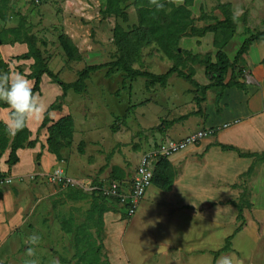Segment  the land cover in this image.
Returning a JSON list of instances; mask_svg holds the SVG:
<instances>
[{
	"label": "crops",
	"instance_id": "0c3cea01",
	"mask_svg": "<svg viewBox=\"0 0 264 264\" xmlns=\"http://www.w3.org/2000/svg\"><path fill=\"white\" fill-rule=\"evenodd\" d=\"M201 1L203 0H194L189 7L191 17L195 19L194 24L197 27H202L209 23V20H197L201 12ZM217 1L231 4L232 12L237 17L245 14L248 26L258 30L263 29L264 0ZM12 3L14 11L25 16L29 25V18L32 19L33 17L32 8L35 5L32 0H12ZM72 4H76L75 0H72ZM39 5L42 6L41 3L37 4V6ZM195 6L197 11L199 10L198 13L194 9ZM34 9L37 10V8ZM204 12L207 13L205 10ZM127 13V21H122L120 18L117 19H120L123 23H120L119 20L116 21L125 30L137 23L135 10L132 14L134 15L135 13V18L129 12ZM212 16L221 18L220 12L218 15L212 14ZM13 18H15V23L13 24L15 25L17 19L16 17ZM199 21L201 23L198 24ZM31 28L32 32H34L33 29L35 27L31 26ZM81 28L67 27L64 30V32L70 31L66 35L76 44L79 52L83 49L82 45L85 43L83 41L86 37L83 33V28ZM241 30L242 24L240 22L237 24L236 34L230 38L223 48L230 60H233L240 45L246 38V35L240 34ZM34 34L36 35L35 32ZM213 38L214 33L212 32H207L203 36L182 37L179 40V47L189 50L193 54L211 53L213 56L216 52V48L213 46ZM182 41H186V43L183 44ZM87 44L89 45L86 46L85 44L84 46L86 47L84 58L82 56L84 65H89V61L92 62L90 64H93L100 59L98 51H92L95 44L91 45L88 41ZM27 50L26 43L17 42L0 45V57L8 64L9 73L18 72L26 76L30 73V65L33 60L31 58L16 59V56L26 53ZM94 64L96 65V63ZM239 65L243 67L242 79L246 83L245 88L230 87L224 88L222 91L219 88L208 89L205 92L204 100L200 103L202 114L193 113L197 110V105L194 101V88L192 85L175 74L170 76L172 77L171 79L170 77L167 79L164 87L155 83L154 86L152 85L153 87L147 88L148 90L145 91L149 94L151 93V96L139 98L140 100L136 101L138 105H141V107L143 105L152 107L156 103L162 110L164 107L167 108V118L165 120H173L180 117L181 119H178L172 125L163 129V133H160L157 130V126H160L158 121L163 117H157V114H160L159 110L155 113L154 122L156 123L153 126L142 125V123L146 124L144 122L146 121L144 120L146 111L134 114L135 116L138 115L139 118V120L134 118V122L136 119L137 127L135 128L138 130L137 138L139 140L133 142V145L127 151L128 158L116 161L114 158L112 159L113 154L111 152V155L109 153L106 154L101 166H97L102 155L100 146L103 143L109 145L110 137H115L119 126L115 123L116 127L113 129L115 131L112 132L114 135L108 134L110 137L99 136L98 138H93L92 136L99 128V125L97 124L98 122L92 120V117L99 108H96L97 110L88 109V105L92 107L94 101L84 97L88 96L87 80L92 75L91 73L101 72L104 68L90 73L85 80L86 88L84 92L76 93L69 89L64 95L58 83L53 82L47 74H42L39 91L34 94L46 106V110L52 103L59 104L58 107L49 110L48 117L50 121L48 124L63 116L71 115L73 120L71 144L60 150L59 159L56 158L55 154L48 151L46 127L40 128L44 117L43 114L42 119L30 118L26 124L30 131L29 140H35L33 147L17 149L18 161L10 168L6 164L9 149L2 153L0 157V173L10 176L12 182L3 185L4 187L0 186V254L9 255L11 244L8 243V239L11 238L14 241V233H11L10 229H12L14 223L24 217L23 213L29 204L36 206L41 203V200L50 197L56 199L59 194L64 193L63 191L69 194L74 190H80L85 195L76 199L68 197L69 199L80 202L89 196L91 202L92 196H99L100 194L96 190H90V187L105 186L112 180H124L130 183L135 175L140 157L153 150L156 144L158 145L166 140H177L200 129L221 127L226 123L229 124L227 127L217 129L212 135L205 136L196 144L169 156L167 160L176 172L171 188L165 191L152 183L140 200L133 215L127 216L122 211L124 208L120 205L112 209L111 204L105 202V204L110 206V209L102 214V246L103 253L109 264H217L224 255L233 252L239 253L233 241L247 225L252 223L257 226L255 220L254 222L246 217V224L230 239V248L228 250L220 249L224 246L225 240L229 235L225 236L221 231L218 233H212V231L223 227L222 225H226V222L230 221L233 224L234 232L237 224V210L227 201L236 200L239 197L240 190L237 187H232V185L238 183L240 176L252 164L253 158L241 157L236 151L223 150L217 144L231 145L241 152L264 153V40L253 41L249 45L248 50L242 55ZM193 68V79L200 85H206L211 82L205 74L204 66L196 64ZM51 70L57 73L58 77L64 74V71L58 72L54 68ZM76 78L77 74L75 73V76H72L70 80L64 79L62 81L72 82ZM229 78L230 73L228 72L224 82H227ZM28 79L34 84V79ZM143 79L145 86V78ZM178 79H182L186 84L183 86V83L178 82ZM125 85L131 95L132 81ZM156 85L160 86L159 90H155ZM124 89L125 87H122L123 92ZM135 91L138 90L135 89ZM91 93L95 95V92L92 91ZM114 93L121 95L119 90ZM156 94L158 99L154 100L153 97ZM84 103H87V107L81 106V109L85 108L87 111L83 112L79 119L78 105H83ZM130 105H132L131 100H129L127 107ZM135 105L133 104L131 108L135 107ZM9 111V107H0V121L7 128ZM228 115L231 116L230 119L225 120ZM86 119L88 123L85 122ZM128 124L129 122L125 124L123 120L120 126L129 132L134 127ZM151 127L154 128V134L151 132L153 135L149 137L145 131L149 128L151 130ZM75 136L77 137L76 145L73 144ZM156 161L154 162L156 163ZM258 166L260 169L263 168L264 162H261ZM152 167L154 168V166ZM56 169H63L64 174L75 180L79 187L60 186L59 184L40 179V177L36 179L30 178L31 174L51 173ZM90 202L88 203V209ZM252 208L254 211V203ZM137 218L146 227L148 242L144 248L139 249H142L140 253L133 255L125 249L123 233L127 226H131L137 221ZM71 219L73 224L70 232L73 234L76 223L72 217ZM186 226L187 228H185ZM256 229L259 237L258 226ZM162 246L165 248L163 251H161ZM262 254L264 255V251H262ZM137 256L142 257L139 263L136 260Z\"/></svg>",
	"mask_w": 264,
	"mask_h": 264
},
{
	"label": "trees",
	"instance_id": "16d2710c",
	"mask_svg": "<svg viewBox=\"0 0 264 264\" xmlns=\"http://www.w3.org/2000/svg\"><path fill=\"white\" fill-rule=\"evenodd\" d=\"M43 1L32 0L36 6ZM126 2L127 0H103L99 7V16L102 19L114 17L120 18L122 21H127L128 13L125 10ZM161 2L165 4V7L161 10H156L155 6L149 4V0H132L131 5H129L136 12L137 23L126 30L119 24L114 23L111 29V40L116 46L117 52L115 59L103 64L85 65L77 71V78L72 82L62 81L58 77V74L54 73L48 67V57L45 56L44 50L42 49L46 43L31 31L26 17L14 11L12 0H0V20L6 22L8 16L16 17L17 19L15 25L0 28V45L17 42L26 43L28 48L27 52L16 56V59L31 58L33 60V63L30 65V73L27 76L28 78L34 79V93L39 91L42 74H47L53 82L58 83L63 90V95L69 89L76 93L84 92L86 88L85 80L91 72L101 68H106V77H109L116 69H120L124 73L122 81L123 88L126 87V79L132 81L137 77L145 78L146 89L155 83L164 87L167 79L175 74L193 86L194 101L197 105V110L193 113L202 114L200 103L204 100L205 92L208 89L219 88L222 91L224 88L230 87L245 88L246 83L242 79L243 67L239 65V62L253 41L264 40V27L262 30H258L248 26L244 14L238 18L233 14L231 4L220 1H217L214 9L220 12L221 18L218 16H210L201 9L197 20H209V23L205 26L197 27L194 24L195 19L191 17L189 8L194 0H183L179 6L174 3H169L168 0H161ZM238 21L242 24L240 34L246 35V38L240 45L233 60H230L223 48L230 38L236 34ZM207 32L214 33L213 46L216 48V52L213 56L211 53L193 54L189 50H184L179 47V40L182 37L203 36ZM58 42L67 60H82L81 52H79L78 47L69 36L63 33L60 34L58 36ZM149 42L153 43L157 50L171 61L170 67L162 73H153L133 66L138 57L137 55L141 45ZM196 64L204 66L205 74L211 81L209 84L200 85L193 79V66ZM3 72H9V68L8 64L0 57V73ZM228 72L230 73V78L227 82H224ZM58 105V103L49 105L40 124V128L46 127L48 151L55 154L57 159L60 158V150L71 144L73 133V120L71 115L63 116L48 124L50 121L48 117L49 110L58 107ZM0 107H8V105L0 101ZM203 118L205 119L204 115ZM178 119H181V117ZM178 119H161L160 126H157V130L163 133V129L169 127ZM114 125L112 129H115L116 126ZM29 137L30 131L27 126L13 136L9 133L6 125L0 121V157L6 149H9L6 160L8 168L18 161L17 149L34 146L35 140H29ZM217 145L223 150H234L241 157L253 158L252 164L240 178L250 174L258 163L264 162V153L241 152L231 145ZM157 147L158 145L156 144L155 148ZM175 175L176 172L167 158H159L154 164L152 183L168 191L171 188ZM5 176H7L5 173H0V178ZM232 187L239 188V185L238 183H234ZM84 195L80 190H74L67 194L69 198L73 199L81 198ZM248 197L249 192L244 189L241 190L236 200L227 201V203L232 204L237 210V224L234 232L226 238L225 244L220 250H228L232 236L246 224L244 208L249 209L251 207V202L248 200ZM105 202H109L112 209L115 208L112 203L117 204V201L103 196H92L85 220L74 226L72 245L76 252L73 256L77 258L80 264H109L103 253L102 246V214L110 209V206L105 204ZM72 224L73 221L71 218L60 222L61 229L65 232L72 231ZM91 228H93V231Z\"/></svg>",
	"mask_w": 264,
	"mask_h": 264
},
{
	"label": "rangeland",
	"instance_id": "374dc122",
	"mask_svg": "<svg viewBox=\"0 0 264 264\" xmlns=\"http://www.w3.org/2000/svg\"><path fill=\"white\" fill-rule=\"evenodd\" d=\"M131 1L132 0H127L125 10L135 18V13L132 15L134 10L132 6H130ZM75 2L76 4L73 5L72 0H44L41 2L43 7L40 5V7L34 5L32 8L33 17L32 19L29 18V25L30 27H35L33 31L36 33V36L46 43L42 49L44 50L45 56L48 57V66L51 69L54 68V70H58V72L64 71L63 75H59L61 80H70L72 76H75V73L77 74V71L85 66L82 60H67L59 45L58 36L62 33L68 35V32H70H64L67 27L80 29L82 26L83 29H81L86 36V41L84 40L83 43H85L82 45V56L84 58V53L86 52V47H84L85 44L86 46L89 45L87 44V41L90 42L91 45L95 44L93 45L92 51L97 50L99 53L100 59L94 62L97 65L110 62L117 56L116 46L111 40V29L117 20H119L120 23H123L120 19L114 17L102 19L100 16H96V12L99 10L103 0H75ZM201 2V9L203 11L205 10L208 15L212 16V14H219V11L213 8L217 3V0H203ZM34 8H37V10ZM194 9L197 11L196 6ZM198 12L199 10L197 13ZM82 14H84V16ZM14 23L15 18L8 16L6 22H2L0 20V28L3 25L12 26ZM129 23H131V21H129ZM199 23H201V21H199L198 24ZM240 26H238V28H240ZM97 43L99 44L97 45ZM182 43L185 44L186 41H182ZM137 56L138 57L136 58L133 66L141 70H147L153 73H162L171 65V61L166 60L167 58L163 57L161 52H159L156 46L151 42L142 44ZM90 63L92 62L89 61V65L94 64ZM105 70L106 68H104L101 72L98 71L91 73L92 75L87 80L88 96L84 98L94 101V105L92 107L88 105V109L92 108L97 110L96 108H99L92 117V120L98 122L97 124L99 125V128L94 132L92 137L98 138L99 136H109L108 134H112V132L115 131L112 129V126L115 123L119 126V130L118 133L115 134V137L109 136V145H105L103 143L100 146L102 149V157L100 156V161L97 166H101L104 162L103 159L106 154L109 153V155H111V152L113 154L112 159L114 158L116 161L128 158L127 151L131 148L133 142L139 140L137 138L138 130L135 128L137 127V124L135 123L136 119L134 122V118H137L138 120L139 118L138 115L135 116L134 114L146 111L144 118L146 121L144 122L148 125L142 123L144 126H153L154 123H156L154 122V119L156 117L155 113L158 110L160 111V114H157V117H163L160 119L167 118L166 107L162 110L156 103L152 107L146 105L141 107V105L137 104L138 102L136 101L140 100L139 98H142V96L145 98L151 96V93L149 94L145 91L148 89L144 86L143 78L138 77L132 80V93L130 95L128 93V87H125L124 92L122 91L124 73L120 69H116L111 76L106 77ZM171 78L172 77H170V79ZM178 80V82L183 83V86L186 84L182 79ZM129 82L131 81L126 79L125 84H129ZM159 88V85L155 86V90H159ZM135 89L143 92L139 93L138 91H135ZM116 90H119L121 95L114 93ZM92 91L95 92V95H92ZM76 96L78 95L76 94ZM153 99H158L157 94L156 96L154 95ZM129 100H131L132 105L127 107ZM133 104L136 105L131 108ZM81 106L86 108L87 103L78 105L79 119L82 113L87 111L85 108L81 109ZM74 117L76 118L75 114ZM230 117L231 116L228 115L225 120L230 119ZM123 120L125 124L129 122V124L134 128H132L129 132L123 127L121 128L120 124ZM85 122L88 123V120L86 119ZM114 126H116V124ZM149 129L145 131V133H147L149 137H152L154 134V128L151 130ZM76 139L77 137L75 136V140L73 142L74 145L77 143ZM154 163L155 162H152L153 166ZM258 165H260V163L253 168L250 174L238 179V189L240 192L244 189L248 191V200L254 203V211L252 208L253 203H251V207L249 209L244 208V217L245 219L247 217L250 220L252 219L253 221H256V225L259 230V237L257 235V226L251 223L244 227L233 241V244L239 253L233 252L224 255L231 258L232 264H264V255L262 254V251H264V167L260 169ZM63 192L64 193L59 194L56 199L50 197L45 200H41V203L36 206H31L29 204V206L26 207L27 209L23 213L24 217L14 223V226L10 229L11 233H14V241L11 238L8 239V243L11 244V249L8 253L9 255L0 254V264H31V262H34V264H80L78 263L77 258L73 256L76 252L72 245L73 234L72 232L67 233L63 231L61 229L60 222L71 217L76 224L83 222L87 214L90 197L87 196V198H84L80 202H76L69 199L65 191ZM110 199L117 201V204L112 203L113 207H117L119 205L118 200L114 198ZM123 207L124 210L122 211L125 213L126 207ZM136 220L137 221L133 225L127 226V229L123 233V243L126 246L125 249L128 253L133 255L140 253L142 249H139L144 248L148 242V234L145 231L146 227H144V223L140 222L138 218ZM222 226L223 227L219 229H214L212 233H218L221 231L222 234H225V236L233 233V224H231L230 221H227L226 225ZM185 228H187V226ZM91 230H93V228H91ZM31 235H38L40 237L37 244L30 245L27 243L28 238ZM29 248H32L33 250L32 255L28 254ZM141 258L142 257L139 256L136 257L138 263Z\"/></svg>",
	"mask_w": 264,
	"mask_h": 264
},
{
	"label": "built area",
	"instance_id": "2783aa9c",
	"mask_svg": "<svg viewBox=\"0 0 264 264\" xmlns=\"http://www.w3.org/2000/svg\"><path fill=\"white\" fill-rule=\"evenodd\" d=\"M98 11L96 12V16H99ZM82 15L84 16V14ZM228 125L229 124L226 123L221 127L200 129L177 140H166L165 142L159 143L157 148H154L140 157L135 175L130 183L124 180H112L105 186H94L89 189L98 191V193L105 198H114L118 200L121 207H126L125 214L131 216L134 214L140 200L144 197L146 190L152 184V162L162 157L168 158L172 154L190 145L196 144L205 136L212 135L215 130L225 128ZM37 177L50 183L59 184L60 186L79 187L78 183L67 177L61 169H57L51 173L30 175L31 179H36ZM11 182L12 178L10 176L0 178V186Z\"/></svg>",
	"mask_w": 264,
	"mask_h": 264
},
{
	"label": "clouds",
	"instance_id": "9594fccd",
	"mask_svg": "<svg viewBox=\"0 0 264 264\" xmlns=\"http://www.w3.org/2000/svg\"><path fill=\"white\" fill-rule=\"evenodd\" d=\"M168 2L179 6L183 0H168ZM149 4L155 6L156 10L165 7L161 0H149ZM33 87V82L26 75L18 72L0 73V101L5 102L10 109L7 126L9 133L13 136L26 127L28 119H42L46 111V106L34 94ZM39 240L38 235H31L27 243L35 245ZM161 249V251L165 250L163 246ZM28 254H33L32 248L28 249ZM31 264H34V262H31ZM217 264H232V260L228 256H223Z\"/></svg>",
	"mask_w": 264,
	"mask_h": 264
}]
</instances>
